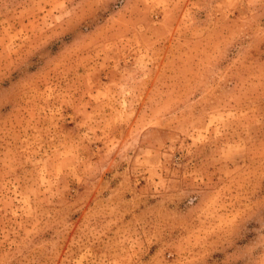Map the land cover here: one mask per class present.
Returning <instances> with one entry per match:
<instances>
[{
	"label": "rangeland",
	"instance_id": "obj_1",
	"mask_svg": "<svg viewBox=\"0 0 264 264\" xmlns=\"http://www.w3.org/2000/svg\"><path fill=\"white\" fill-rule=\"evenodd\" d=\"M0 264H264V0H0Z\"/></svg>",
	"mask_w": 264,
	"mask_h": 264
}]
</instances>
